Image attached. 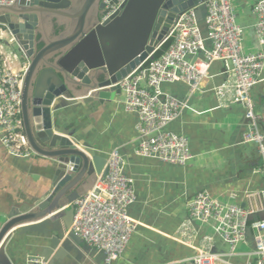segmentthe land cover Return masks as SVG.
Masks as SVG:
<instances>
[{
	"label": "built area",
	"instance_id": "1",
	"mask_svg": "<svg viewBox=\"0 0 264 264\" xmlns=\"http://www.w3.org/2000/svg\"><path fill=\"white\" fill-rule=\"evenodd\" d=\"M126 1L101 0L99 24L108 21ZM233 2L206 0L183 12L154 52L114 86L123 96L124 110L136 116L135 153L142 158L184 167L192 158L188 138L164 129L179 118L185 104L165 91L164 86L182 83L189 95H193L210 78L212 64L220 62V75L225 80L212 91L220 107L239 105L244 109L242 143L257 146L262 162L259 173L264 181V135L251 99V91L262 81L264 69V0L245 1L255 19L252 30L259 47L255 52L245 51V29L238 22ZM201 6L205 9V32L198 21ZM1 40L8 45L14 41L0 25ZM19 54L5 51L0 44V143L9 156L28 159L36 154L28 144L21 117V93L28 61L15 69L18 59H25ZM104 168L105 176H99L91 190L73 203L69 232L102 252L105 263L111 264L123 255L137 229V223L128 213L136 196L119 149L108 154ZM254 196L257 206L254 210H245L234 203L222 202L206 191L197 193L187 204L182 233L190 234L195 223L210 228L228 247V252H215L212 237H205L193 257L174 264H237L232 260L238 256V247L245 243L247 231L253 237L254 249L245 264H264V221L250 220L252 216L264 214V188ZM24 264H48V261L40 256H27Z\"/></svg>",
	"mask_w": 264,
	"mask_h": 264
},
{
	"label": "crops",
	"instance_id": "2",
	"mask_svg": "<svg viewBox=\"0 0 264 264\" xmlns=\"http://www.w3.org/2000/svg\"><path fill=\"white\" fill-rule=\"evenodd\" d=\"M245 1L251 0H238L235 7L239 24L245 29V34L246 30H250L251 34L249 41L245 36V51L255 52L259 50L252 30L255 19ZM201 28L205 32L204 24ZM44 29L48 37L55 36L52 26ZM0 44L5 51L16 52L5 40H1ZM26 62L20 57L15 69L18 70ZM221 72L222 64L213 63L210 78L205 79L200 90L193 95H189L182 83L164 86L165 91L185 104L179 118L164 129L188 138L192 158L184 167L142 158L135 153L136 116L124 110L122 94L102 106L77 105L62 110L59 130H67L71 138L87 145L84 148L86 152L105 160L113 149H119L125 161V173L133 180L136 201L128 213L137 223V229L123 255L111 264L178 263L193 257L205 237H212L215 252H228V247L214 236L210 228L195 223L190 234L182 233L187 204L201 191L245 210H254L257 206L254 194L264 188L259 173L261 157L257 146L242 143L244 109L239 105L219 106L212 90L224 82ZM261 77L262 81L251 91V99L260 132L264 135V69ZM51 167L50 160L37 155L28 159L13 158L0 143V228L10 215L25 212L27 205L48 192ZM94 183L87 188L91 189ZM50 216L18 226L16 230L38 225ZM256 218L264 221V214L256 215ZM18 237L14 236L9 243L12 245L10 255L13 264H24L27 256H40L47 251L48 244L44 241ZM71 245V252L55 264H106L102 252L94 251L82 241L79 244L72 242ZM253 249L252 235L246 236L232 262L245 264L251 259Z\"/></svg>",
	"mask_w": 264,
	"mask_h": 264
},
{
	"label": "water",
	"instance_id": "3",
	"mask_svg": "<svg viewBox=\"0 0 264 264\" xmlns=\"http://www.w3.org/2000/svg\"><path fill=\"white\" fill-rule=\"evenodd\" d=\"M205 1L127 0L99 24L101 0H0V25L28 61L21 93L24 132L34 153L52 162L48 192L0 228V264H13L9 243L16 235L47 243L39 255L48 264L65 259L71 243L81 242L69 232L73 203L91 190L87 185L105 176L106 160L88 155L84 142L59 130L62 110L113 101L120 95L114 85L154 52L183 12ZM204 14L201 6L200 26ZM49 25L61 32L48 37L44 27ZM48 215L38 225L16 230Z\"/></svg>",
	"mask_w": 264,
	"mask_h": 264
},
{
	"label": "rangeland",
	"instance_id": "4",
	"mask_svg": "<svg viewBox=\"0 0 264 264\" xmlns=\"http://www.w3.org/2000/svg\"><path fill=\"white\" fill-rule=\"evenodd\" d=\"M234 4L238 3V0H234L233 2ZM251 39V34H250V30H246V40H250Z\"/></svg>",
	"mask_w": 264,
	"mask_h": 264
},
{
	"label": "flooded vegetation",
	"instance_id": "5",
	"mask_svg": "<svg viewBox=\"0 0 264 264\" xmlns=\"http://www.w3.org/2000/svg\"><path fill=\"white\" fill-rule=\"evenodd\" d=\"M55 31H56V33H58V32H61V29H56L55 28Z\"/></svg>",
	"mask_w": 264,
	"mask_h": 264
},
{
	"label": "trees",
	"instance_id": "6",
	"mask_svg": "<svg viewBox=\"0 0 264 264\" xmlns=\"http://www.w3.org/2000/svg\"><path fill=\"white\" fill-rule=\"evenodd\" d=\"M165 47H166V46H164V48H165ZM158 54H159V53H158ZM158 54H157V55H158ZM157 55H156V56H157Z\"/></svg>",
	"mask_w": 264,
	"mask_h": 264
}]
</instances>
